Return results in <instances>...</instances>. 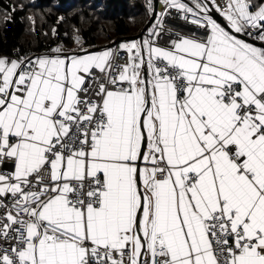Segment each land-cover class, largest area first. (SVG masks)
Masks as SVG:
<instances>
[{
  "label": "snow or ice",
  "instance_id": "6c2138e0",
  "mask_svg": "<svg viewBox=\"0 0 264 264\" xmlns=\"http://www.w3.org/2000/svg\"><path fill=\"white\" fill-rule=\"evenodd\" d=\"M209 2L123 63L0 57V264H264V0Z\"/></svg>",
  "mask_w": 264,
  "mask_h": 264
},
{
  "label": "trees",
  "instance_id": "16d2710c",
  "mask_svg": "<svg viewBox=\"0 0 264 264\" xmlns=\"http://www.w3.org/2000/svg\"><path fill=\"white\" fill-rule=\"evenodd\" d=\"M152 12L149 0H0V55L69 45L88 48L136 35Z\"/></svg>",
  "mask_w": 264,
  "mask_h": 264
},
{
  "label": "built area",
  "instance_id": "2783aa9c",
  "mask_svg": "<svg viewBox=\"0 0 264 264\" xmlns=\"http://www.w3.org/2000/svg\"><path fill=\"white\" fill-rule=\"evenodd\" d=\"M204 2L207 3L205 0ZM189 6H193V5H189ZM162 7H163L162 15L158 20H156L154 24V26H156V30L160 32V36L156 38L157 45L163 47L170 46V41L176 39L177 34H179L180 36L191 37L196 39H200L203 37V29H199L196 27V25L190 23V19L185 20L184 13L179 12L176 9L166 8L164 4V0L162 1ZM76 37L74 39V42L77 44L76 47H68L62 43H55L47 48H44L43 50L30 51L24 53H19L17 51H14L9 56L13 59H19L20 57L35 58V57L55 55V53L52 52V49L57 47L62 49L61 55L72 54L89 49L86 46L85 41L82 37L78 36L80 38V43L76 42ZM110 49L118 54L116 60L117 63H123L127 59L126 51L123 50L119 45L113 46ZM10 166H11L10 162L7 164H0V171L9 172L11 171ZM6 202L10 204L11 199L9 198ZM0 211H2V209H0Z\"/></svg>",
  "mask_w": 264,
  "mask_h": 264
},
{
  "label": "water",
  "instance_id": "95a60500",
  "mask_svg": "<svg viewBox=\"0 0 264 264\" xmlns=\"http://www.w3.org/2000/svg\"><path fill=\"white\" fill-rule=\"evenodd\" d=\"M205 1L209 4L210 7H212V5L210 4V2L208 0H205ZM183 2L189 4V2L187 0H183ZM162 10H163V7H162L161 1L160 0H152V12L150 14V17H149L147 23L145 24V26L141 29V31L139 33H137L136 35H133V36H128V37H124V38L123 37L117 38L113 42H110L104 46L89 48V49H87V51L96 52L102 48H109L110 49L113 46L121 44L123 41H134L137 39L139 41H141L142 36L145 35V33L148 31V29L153 25V23L155 22V20L157 18L158 13H161ZM211 14L213 15V17L215 19H217L218 22L222 21V18L219 16V14L215 13V11H213ZM244 39L249 40V42L255 43L257 46H260V44L258 42L251 40V38L244 37ZM77 54L83 55L84 51L78 52Z\"/></svg>",
  "mask_w": 264,
  "mask_h": 264
},
{
  "label": "crops",
  "instance_id": "0c3cea01",
  "mask_svg": "<svg viewBox=\"0 0 264 264\" xmlns=\"http://www.w3.org/2000/svg\"><path fill=\"white\" fill-rule=\"evenodd\" d=\"M151 1H152V0H151ZM160 1H161V3H162L163 0H160ZM187 1L189 2V5H193L194 0H187ZM161 15H162V12L160 13V15H159V13H158L156 20H158V19L161 17ZM156 20H155V22H156ZM155 22L153 23V25H152L149 29H151V28L154 27ZM149 29H148V31L145 33V35L142 36L141 41H142L143 39H145V38H148V36H149ZM138 33H139V32H138ZM131 42H139V40L137 39V40H134V41H123L121 44H119V46H121L122 44L131 43ZM256 42H258V43L260 44L259 41H256ZM64 45H65V44H64ZM66 46H68V47H76L77 44L72 40V41L69 43V45H66ZM158 46H159V45H158ZM161 47H163V46H161ZM105 49H109V48H102V49H99V50L96 51V52H100V51H103V50H105ZM81 52H82V51H81ZM77 53H78V52H76V53H72V54H62V55L71 56V55H73V54H77ZM79 55H82V54H79ZM0 57H7V58H9L10 60L13 59V58H11L10 56H7V55H0ZM11 167H12V166H10V170H11Z\"/></svg>",
  "mask_w": 264,
  "mask_h": 264
},
{
  "label": "rangeland",
  "instance_id": "374dc122",
  "mask_svg": "<svg viewBox=\"0 0 264 264\" xmlns=\"http://www.w3.org/2000/svg\"><path fill=\"white\" fill-rule=\"evenodd\" d=\"M149 3H151V0H149ZM159 15H160V13H159ZM75 37H76V36H74L73 39H75Z\"/></svg>",
  "mask_w": 264,
  "mask_h": 264
}]
</instances>
